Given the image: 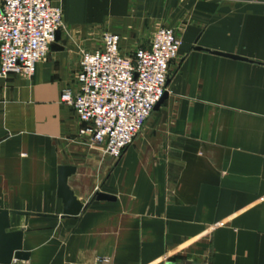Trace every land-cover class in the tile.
I'll list each match as a JSON object with an SVG mask.
<instances>
[{"label":"crops","instance_id":"obj_1","mask_svg":"<svg viewBox=\"0 0 264 264\" xmlns=\"http://www.w3.org/2000/svg\"><path fill=\"white\" fill-rule=\"evenodd\" d=\"M54 1L67 26L118 32L124 53L162 25L181 43L166 97L119 157L59 100L77 49L0 78V207L23 211L9 229L29 252L8 264H264V0ZM60 164L86 203L74 216H60Z\"/></svg>","mask_w":264,"mask_h":264},{"label":"built area","instance_id":"obj_2","mask_svg":"<svg viewBox=\"0 0 264 264\" xmlns=\"http://www.w3.org/2000/svg\"><path fill=\"white\" fill-rule=\"evenodd\" d=\"M62 15L53 0H0V78L33 74L63 23ZM180 43V32L162 25L148 45L129 54L112 30L103 31L95 46L80 49L72 82L61 89L59 100L72 107L83 123L80 132L104 154L119 157L141 129L166 89ZM195 264L209 262L202 258Z\"/></svg>","mask_w":264,"mask_h":264},{"label":"water","instance_id":"obj_3","mask_svg":"<svg viewBox=\"0 0 264 264\" xmlns=\"http://www.w3.org/2000/svg\"><path fill=\"white\" fill-rule=\"evenodd\" d=\"M61 36V31L58 28L55 31L54 40L50 43L52 49H61V45L58 41ZM195 48H202L196 45ZM213 52L218 54H223L231 56L234 58H243L238 54L222 52L213 50ZM168 78L166 80L167 84ZM167 90L165 89L160 98L156 101L153 108H157L162 100L166 97ZM75 171V166L72 164H60L57 168V196L61 198L63 207L60 216H74L81 212L85 208L86 203L77 197L74 191L70 188L67 178L70 174ZM96 198H112L111 194L96 191ZM23 211L13 210L0 207V262L10 263L13 258L25 259L28 257L29 252L22 249V235L23 231L20 228L9 229L10 228V213H21ZM51 215V214H50Z\"/></svg>","mask_w":264,"mask_h":264},{"label":"rangeland","instance_id":"obj_4","mask_svg":"<svg viewBox=\"0 0 264 264\" xmlns=\"http://www.w3.org/2000/svg\"><path fill=\"white\" fill-rule=\"evenodd\" d=\"M97 30H98L97 28L89 27V26L88 27L67 26L63 22L61 27H60L61 36H60V39L58 41V44L62 46L61 49L65 48V47L71 48L72 50L77 49L76 51H77V54L79 55L80 49L83 46H86V45L91 46V45L99 43L101 35L96 33V32H99ZM49 52H50V47H49V50H48V52L44 58L47 57ZM44 58H42L41 60H43ZM76 65L77 64H75L73 69H72L71 81L68 82L67 84H70L72 82V79L74 77L75 70H76Z\"/></svg>","mask_w":264,"mask_h":264}]
</instances>
